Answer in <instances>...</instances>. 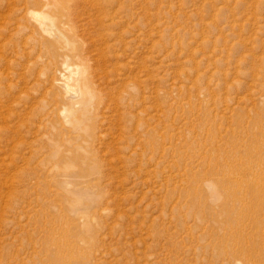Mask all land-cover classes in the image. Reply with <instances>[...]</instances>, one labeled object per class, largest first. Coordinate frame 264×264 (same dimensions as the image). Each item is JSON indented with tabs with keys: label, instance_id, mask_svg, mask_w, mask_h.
Masks as SVG:
<instances>
[{
	"label": "rangeland",
	"instance_id": "1",
	"mask_svg": "<svg viewBox=\"0 0 264 264\" xmlns=\"http://www.w3.org/2000/svg\"><path fill=\"white\" fill-rule=\"evenodd\" d=\"M82 1L85 13H74L62 33L49 15L54 24L48 40L57 47V61H67L72 70L91 66L95 84L107 91L115 76L102 71L111 60L97 55L104 46L94 32L93 8ZM258 1L114 0L118 12L114 23L106 22L112 32L106 55L118 56L121 73L134 71L141 79L143 103L130 107L134 114L144 107L142 129L134 130V115H127L130 132L123 135L116 118L120 109L105 94L96 137L87 143L77 126L78 112L70 111L58 87L44 99L40 93L26 99L34 111L29 128L1 120L0 264H62L56 256L63 264H225L222 251L231 236L217 222L226 214L210 197L218 175L204 167L202 156L206 150L225 156L236 147L243 155L252 143H261L264 151V0ZM77 45L79 55L70 51ZM82 57L90 58L88 64L78 61ZM17 60L11 81L18 82L14 93L19 95L29 85L15 75L24 59ZM74 109L79 110L77 104ZM15 130L20 135L14 148L7 137ZM210 133L215 134L211 142ZM142 141L144 149L137 144ZM135 148L142 153L134 154ZM261 176L264 182V171ZM192 177L199 182L200 203L184 194ZM236 194L240 197L239 190ZM256 196L255 188L244 197L250 207L244 217H232L231 231L242 233L245 225L256 232L248 224L264 223V196Z\"/></svg>",
	"mask_w": 264,
	"mask_h": 264
},
{
	"label": "bare ground",
	"instance_id": "2",
	"mask_svg": "<svg viewBox=\"0 0 264 264\" xmlns=\"http://www.w3.org/2000/svg\"><path fill=\"white\" fill-rule=\"evenodd\" d=\"M15 1H18V3H20V5L22 6L14 7V4H12V6L9 5L10 0H0V121L2 120L3 124H6L7 121L13 122L14 120H16V124L25 123V124H28L25 126L27 127L30 126V124L33 123L32 113L34 111H32V109L30 108L32 105H27L29 101H26V99L32 98L36 93L38 94L40 93V95L43 96L42 99H44L45 96L50 95L54 87H58L57 89L63 90L64 97L69 99L67 106L69 107L70 111L73 114L78 112L75 115L76 122H77L78 129L82 133V137L84 138L85 142L88 143V141L96 137L95 135L96 124L95 123L98 121L100 113H103V112H100V107L103 104V95L105 94L108 98L107 100L113 102V105H114L113 108L117 107L118 109H120L119 110L120 112L118 113L116 118L120 120L119 122L121 123V131L123 135L124 134L127 135L130 132L129 127H127L128 125L126 126L125 124L126 122L124 123V121H127L129 117L127 115H131V116L134 115L132 116V118L136 120V125L134 127V130L137 129L138 127L139 129H142L141 122H140L141 120L140 116H142L141 114H142V111L144 110V107L142 106L143 110L141 108L140 110L137 109L138 112L136 111V114H134L133 112L135 108L132 109V107H130L132 106L133 102H134V105L136 106L138 105L136 103L141 104L142 102V97L140 94V91H141L140 87L142 85L140 82L141 79L140 78L138 79L136 72H135L136 74H133L134 71L129 72L131 73L130 75H126L125 74L126 72L121 73L120 72L121 68L119 67V62H118L119 60L118 56L114 54V56H112L114 58H112L111 55L110 56L108 54L106 55V53L111 52L110 49H112L110 42L108 43V37L112 36V32L110 31L111 24L109 23L113 22L112 17L114 14L118 12L117 11L118 9L116 10L115 7L114 8L112 7L114 0H87L89 1L90 6H92L93 8L92 9L93 11L90 16L93 17L92 23H94V25L96 26V27L94 26L95 27L94 32L96 33V37H98V40L101 41L100 45L101 46L103 45L104 48L106 49V51L103 50L104 48L100 49L97 55L102 56V53H104L105 56H109V58L105 56L103 57L107 58L106 59L107 61L111 60V62H109V65H108L109 69L106 68L107 71L105 70L102 72H105V74L108 73L110 75L115 76V79L112 82L113 84L112 85L109 84V86L106 88L107 91L105 89L98 88V85L95 84L96 82H94L93 80L94 70L91 66H88L87 68H83V67H79L78 65L76 66V68L73 69L74 70L73 72V70L70 68V65L67 61L65 60L57 61L56 59L57 52H58L56 51L57 47H55L54 44L48 40L49 35H51L50 27H53L51 26V23H53V19H51L50 16L53 15L52 17H55L54 23L56 24V26H58L59 28L58 31L62 33V30L65 24H67L70 21L73 22L71 16L74 15V13L77 14L78 11L83 12L84 7L80 5L81 3L80 0H15ZM84 3L88 5V2H86V0H84L83 4ZM7 13H9V15L11 14V17H9L8 19H7ZM47 20H49L50 23H47ZM107 21L109 23H106ZM71 22L68 23V25L71 24ZM73 28L75 29L74 26ZM73 28H71L72 31H73ZM6 29H8L9 31L8 33L6 32L7 36L6 35L2 36L3 32H1V30L5 31ZM65 31L63 32L65 33ZM25 32H27V34H25L26 36H24ZM67 36L69 37V34ZM43 45L45 49H42ZM78 45L75 47H72V49L70 50L76 55H79L81 53V49ZM5 49L9 50L12 53L8 54ZM113 49H114V46H113ZM9 55L14 56L15 59L11 60L12 58H10ZM74 57L75 56H73V58ZM87 57L86 58L82 57L78 61L81 64L83 61H85L86 64H88L87 61H89L90 58H87ZM20 58L24 59V61H22L23 63L22 64L20 63L22 72L15 73V75H17L18 79H23V82L29 85V89H26V87L25 88L22 87L24 91L21 89L20 90L23 91V93L22 94L18 93L19 95H17L14 93V88H16L18 82L16 83L15 81L13 82L11 81L13 73H14L12 70V66H13L12 64L16 63V61H18L17 59H20ZM46 59L49 60L48 63L45 62ZM38 62L43 66V68H41L40 70L38 69V67H37L38 70H36V66L38 65L40 66ZM74 62L75 60L73 59V63ZM102 67L103 65H101V68ZM123 68H126V66ZM67 73H70V75L69 74L67 75ZM26 84L25 86H27ZM57 99H58L57 95L52 98V100L55 102V106L57 105ZM137 99L139 102H137ZM64 100L65 99H63V101ZM75 104H77L79 110L74 109ZM130 109H132L133 114L132 112H130L131 111ZM74 119L75 118L73 117V120ZM86 121H89L90 125L87 124L84 126L83 123ZM242 122L243 121L241 119L239 118L236 119V123L240 125L241 134L245 133L247 130L245 126H244L245 130H244V127H242L243 126ZM258 122H261V120H259ZM13 123L15 124V122ZM207 132L209 133V130ZM246 133L245 135H247ZM19 135L20 133L18 134V132L15 130L13 131L12 137H7L8 139H10L9 141L13 142L12 144L14 148L17 147L15 146L16 145L15 142ZM98 137L100 136L98 135ZM214 137H215V134L210 133V142L213 140ZM249 137H251V140H253L254 136L250 135ZM125 139L126 140H124V143L128 144V138H125ZM205 139L206 138H204L203 141ZM0 141H3V139L0 138ZM143 141L137 143L138 146L141 147V149H144ZM198 141H199V138H198ZM146 142L149 146L152 145L150 141L148 142L147 140ZM198 143L195 145H198ZM192 144L193 143H191V145ZM201 144H202L201 147H203L204 144L203 143ZM191 148L194 149L195 147L193 148V146H191ZM237 148L238 147L234 149L230 148L228 151L225 152V156L222 152L218 150L216 152H211V150H209L210 152L207 150L206 151L204 150L206 153L203 152L205 153V156H202L204 167L207 170L211 171L210 173L218 175V177H216V182H214L216 188L214 190H210V197L214 200H217V202H219L218 205L221 208V212L226 214V217L224 218L217 217L218 218L217 222L221 224L223 228L221 229L225 230L227 232V235L231 236L225 240L226 245L224 246V251L222 252H223V255L226 256L225 264H264V223L261 222L262 220L261 221L259 220L258 222L253 220L250 224H248L249 227L250 225L251 227L252 226L257 227L258 231L256 230V232L248 231L245 225H241L240 227L242 233L237 234L231 231V227L234 225L232 217L236 219H238V217L239 218L244 217L246 214V209L250 207L249 205H247V202L245 201L246 198L244 200V197L246 195L249 196L250 193L254 192L255 188L257 189V192H258V196H256L255 199L259 200L261 199L260 195L264 196V191H263L264 188H262L264 187V182L262 181L263 178L261 176L264 171V163H263L264 162V151L263 153L261 151L263 149V146L261 145V143L260 144L258 143L257 145L252 143L246 147L243 155H240L238 154V152H236ZM10 150H12V147ZM194 150H192V152L199 151V150L198 151L197 150L194 151ZM135 151L137 152L136 148L134 150V154L136 153ZM141 153L142 152L140 153L137 152V154H141ZM188 153H190V151ZM199 153H202V152H199ZM185 154L187 153H184L183 155ZM261 161L263 162L261 163ZM194 174L195 173H193L192 175ZM257 175L259 176V179H257ZM9 184L11 185V183ZM198 184H199L198 180L193 179L192 177V182L190 184V190L184 194L188 196L194 202L200 203L201 200H203V198L198 195V193H201L200 188H199L200 186H198ZM238 190L240 193V197H237V194H236V191ZM237 203H240V204L243 203V205L238 207ZM232 212L234 213V216L232 215L230 216V213ZM258 227L259 229L261 227V231L258 229ZM55 260H56L55 261L56 263H62V262L64 263L63 258H61L60 256H56Z\"/></svg>",
	"mask_w": 264,
	"mask_h": 264
}]
</instances>
